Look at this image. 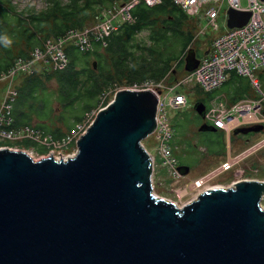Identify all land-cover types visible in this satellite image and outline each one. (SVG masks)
Here are the masks:
<instances>
[{"label": "water", "instance_id": "water-1", "mask_svg": "<svg viewBox=\"0 0 264 264\" xmlns=\"http://www.w3.org/2000/svg\"><path fill=\"white\" fill-rule=\"evenodd\" d=\"M227 13L229 28L251 15ZM198 62L192 49L186 70ZM158 101L153 90H120L67 158L0 148V264H264V179L213 187L183 206L155 193L143 140ZM195 109L204 118L205 102Z\"/></svg>", "mask_w": 264, "mask_h": 264}, {"label": "trees", "instance_id": "trees-1", "mask_svg": "<svg viewBox=\"0 0 264 264\" xmlns=\"http://www.w3.org/2000/svg\"><path fill=\"white\" fill-rule=\"evenodd\" d=\"M115 1L49 0L41 10H18L12 0H0V37L12 41L7 47L0 41V77L12 69L16 59L30 60L34 47L43 48L49 38L66 37L70 31L84 28L99 10ZM130 13L133 22L123 23L103 39L92 33L86 48L70 41L65 48L68 58L65 68L22 74L11 105L10 127L33 126L61 140L75 132L89 113L106 107L111 101L107 92H114L122 84L128 83L125 85L128 87L150 81L159 83L168 79L169 84L176 81L180 70L186 69L187 49L194 38L187 31L190 16L173 0L155 5L141 2ZM144 30L149 31L150 44L136 41V35ZM183 35H187L186 39L178 42ZM196 57L199 59L200 55ZM242 79L232 72L224 84L230 87L233 103L250 92V82ZM216 91L208 92L209 100ZM202 101L206 103L207 98ZM57 108L62 113L53 119ZM60 123L70 130L63 133L58 127Z\"/></svg>", "mask_w": 264, "mask_h": 264}, {"label": "rangeland", "instance_id": "rangeland-1", "mask_svg": "<svg viewBox=\"0 0 264 264\" xmlns=\"http://www.w3.org/2000/svg\"><path fill=\"white\" fill-rule=\"evenodd\" d=\"M47 1L49 3V0H12L13 4L18 8V10L28 8L41 10L47 6ZM241 3L244 7L248 6V0H241ZM123 6L124 0H116L112 6L99 10L98 14L92 20V22L84 26V28L75 32L70 31L68 33L69 35L66 37L49 38L44 42L43 48H41L40 46L34 47L35 49L31 50L32 58L30 60L21 58L16 59L14 66L13 64L10 66H13L12 69H10L7 73L3 74L0 77V122H2L1 113L5 110L7 98L10 96L13 90H16L18 84H21L22 78L24 76L22 74L28 73L32 70H36L40 73L43 69L51 68V71L57 69L56 63H54L50 59L52 56L51 51L54 50L55 46L58 47V49L65 50L69 43L73 41L78 42L77 40H80V37H83V45L84 48H86V46L90 43L89 39L92 33H95L96 37L103 39V37L106 35V31H108V34H110L112 30L118 29L123 23L133 22L132 19L127 18V14L123 11ZM228 7L229 6L227 2H225L223 4V7L219 9L220 14L217 22L220 26V29L217 31L214 30V28L209 24V22L203 15L190 16L189 27L187 28V31L191 32L194 38L187 51L189 50L190 52L193 49L194 51H196V54L198 56L200 55L201 57L204 54L205 49L208 50V47L211 44L213 38L218 34L228 30ZM124 14L126 15V18ZM149 35V31L144 30L136 35V41L140 42L141 44H150ZM186 36L187 35H183L178 42L185 40ZM39 50L45 51L41 52ZM43 52H45V54L41 57H38L43 54ZM11 70L19 71L16 74L12 75ZM184 71L185 70H180V72L178 73L179 75H177L178 79H181L183 77L185 73ZM242 80H245L246 83L248 81L246 77H244V79ZM164 81L166 84L170 85L168 81L171 80L167 79ZM173 83H175V81ZM122 85L124 87L119 86L114 92H107V94H109L111 97V101L120 90H133L134 88L132 87L141 86L138 84H133L126 87L125 85H128V83ZM227 87L228 85L223 86L219 91H216L214 95L225 92V89H227ZM180 91H183L187 96L188 104L182 108L167 107L166 110L169 120L168 124L174 131V139L177 146V151L175 152L179 156V165L190 166L192 168V171L187 174L184 179L172 178L168 171L160 164L157 142L153 137L148 136L143 140V144L148 148L150 153L154 155L156 163L159 162L160 164V166H157V164L155 166V193L161 197H166L168 199L174 200L179 206H183L185 203L196 198L199 190L203 189L204 187L210 186V183L203 184V186H197L196 189L189 190V192L184 195V188L189 187L190 182H192L195 178H199L204 174L216 170V168L223 161H228L231 157L238 156L242 153L243 150L250 147L251 145L255 146L257 143H260L261 146L250 151L244 159H242L236 165L234 164L235 166L233 167V169H231V171H227L226 174L221 176L220 181L224 183L223 186H230L232 185L231 181L238 178L246 179L250 177L251 179L258 178L263 180L264 130L261 132H253L251 134L249 133V135H246V133H243L241 131L233 130L232 145H230L231 139L228 138L227 134L223 135L220 130L213 131L209 129H201L202 126L209 127L211 124L207 120H204L199 116L198 112L195 109V105L198 101H202V98H207L206 103H208L209 94L203 93L197 87H181ZM158 93L160 92L158 91ZM255 95L256 93L251 86L249 96L255 97ZM103 108L104 107L100 108L98 112ZM61 113L62 112L57 108V112L53 115V119H55ZM91 114L92 113H89V115ZM95 118L90 119V124L93 123L92 121L95 120ZM87 120L88 118L85 119V122ZM0 125L2 126L3 124ZM58 127L61 128L63 133H66L70 130L62 123H60ZM75 130V132L68 134L74 138L71 143L62 144L58 143L59 140H55L56 145L54 144V142H52L51 145H53V147H49L48 145H42V143L38 141V139H36L38 142L29 139L31 142L28 143L25 142L26 139L20 137H9L10 139L0 137V148L6 146L12 149L26 150L33 156L35 160H39L42 157L49 155H53L55 158H65L67 156L76 154L78 151L77 141L80 139L81 135H76L78 130ZM46 134L50 135L49 133ZM157 172H159V176L157 175ZM236 172L238 173V175L236 174ZM204 179L206 178L204 177ZM261 204L264 207V197L261 201Z\"/></svg>", "mask_w": 264, "mask_h": 264}, {"label": "built area", "instance_id": "built-area-1", "mask_svg": "<svg viewBox=\"0 0 264 264\" xmlns=\"http://www.w3.org/2000/svg\"><path fill=\"white\" fill-rule=\"evenodd\" d=\"M163 0H124L123 11L127 14L128 19H132L131 9L141 2H146L149 5L161 3ZM177 5L189 15H203L215 31L220 29L217 22L219 17V9L227 2L228 9L234 8L242 11H250L251 15L246 24L229 28L217 36H215L208 47L207 53L199 58L197 67L185 73L181 79L170 85L165 81L154 83L152 81L141 86L132 87L133 90H153L158 95V104L156 111V126L149 135L157 142L158 156L160 164L165 168L170 176L179 179L180 170L179 163L174 156L172 139L174 131L168 124L167 107L182 108L188 104L187 96L181 87L199 88L203 92L208 93L219 88L229 78L231 72H235L241 76L247 77L253 87L255 97L246 96L244 99L228 104L220 99H212L206 104L204 120H207L212 126L218 130L232 132L240 127L252 126L255 124H264V1L263 0H248V6L244 7L241 0H173ZM126 10V12H125ZM125 18L126 15L124 14ZM134 21V20H133ZM108 31L105 32L108 35ZM78 44H83L84 38L80 37L77 40ZM45 51V50H39ZM51 61L56 63V68L63 69L68 64V58L65 50L58 49L55 46L51 51ZM37 54V53H36ZM45 54H41V57ZM55 54V55H54ZM19 70H11L12 75ZM31 72V71H29ZM160 91V93H158ZM17 94L13 90L7 98L5 110L1 113L0 137H20L40 141L42 145L53 147L52 142L55 140L51 135L34 128L33 126H25L21 129L11 128L13 117L11 115V105L14 96ZM98 111L87 115L88 120L85 123L79 124L76 135H82L90 124V119L97 116ZM89 116V117H88ZM94 122V120L92 121ZM76 137V136H75ZM74 138L71 135L59 140L58 143H71ZM37 141V142H38ZM56 145V144H55ZM261 144L256 147H260ZM147 151L150 153L148 148ZM252 151V149L250 150ZM242 156L230 158L222 165V169H229L230 165H234L241 159L245 158L249 152ZM154 161V170L156 159L150 153ZM73 156V155H70ZM68 157V156H67ZM65 157V158H67ZM63 158V157H61ZM159 164V165H160ZM249 179V178H246ZM241 180V179H240ZM238 181V180H237ZM236 181L233 182L235 184Z\"/></svg>", "mask_w": 264, "mask_h": 264}, {"label": "flooded vegetation", "instance_id": "flooded-vegetation-1", "mask_svg": "<svg viewBox=\"0 0 264 264\" xmlns=\"http://www.w3.org/2000/svg\"><path fill=\"white\" fill-rule=\"evenodd\" d=\"M225 162H227V161H225ZM234 166L235 165H232L231 164L230 167H229V169H226V170L220 168V166H219V168L216 169L215 171H211V172H209L207 174L202 175L199 178H195L192 182H190L189 187H185L184 188V190H185L184 195L187 194L189 192V190L196 189L197 186H203V184H206V183H210V186L204 187L203 189L199 190L198 195L196 197H198L201 193L207 191L208 189H211V188L217 187V186H223L224 183H222L220 181L221 176H223L224 174H226L227 171H231V169H233ZM179 170H180V165H179ZM185 170L186 169L180 170V177H179V179H182V178L184 179L187 176V174H189L192 171V168L190 167V169H189L188 172H186ZM236 174L238 175L237 172H236ZM204 177L206 179H204ZM236 180L231 181L232 184ZM153 182H154V175H153Z\"/></svg>", "mask_w": 264, "mask_h": 264}, {"label": "crops", "instance_id": "crops-1", "mask_svg": "<svg viewBox=\"0 0 264 264\" xmlns=\"http://www.w3.org/2000/svg\"><path fill=\"white\" fill-rule=\"evenodd\" d=\"M139 4V3H138ZM205 53H207V49H205V52H204V54ZM185 73H187V72H190V71H188V70H186L185 69V71H184ZM185 73H184V75H185ZM231 74H232V72L230 73V75H229V78H230V76H231ZM241 76V75H240ZM242 77H244V76H242ZM229 78H228V80H229ZM247 78V77H246ZM248 79V78H247ZM228 80L226 81V82H228ZM248 81L250 82V80L248 79ZM226 82H224L219 88H217L216 90L217 91H219L223 86H224V84L226 83ZM250 84V83H249ZM226 86V85H225ZM250 86H251V84H250ZM229 89H230V87L228 86L227 87V89H225V92H221V93H218L217 95H215V96H213V98H211L209 101H211L212 99H215V98H217V99H220V100H222V101H224V102H226V103H228V104H231V103H233L232 102V93L230 94L229 93ZM216 90H214V91H216ZM213 91V92H214ZM203 92V91H202ZM249 93V92H248ZM248 93H245L244 94V97L243 98H241L240 100H242V99H244L246 96H248L249 94ZM240 100H238V101H240ZM238 101H236V102H238ZM205 104H207V103H205ZM200 116V115H199ZM201 117V116H200ZM202 118V117H201ZM202 119H204V118H202ZM212 126V125H211ZM217 131V130H216ZM221 131V133L223 134V135H225V134H227L228 135V138L229 139H231V142H230V145H232V132H227V131H225V130H220ZM236 131V130H235ZM251 133H253V132H250V134ZM246 135H249V133H247ZM172 146H173V149H174V156L176 157V159L178 160V163H180V161H179V156L177 155V153L175 152V151H177V146H176V142H175V139H174V137H173V139H172ZM254 147V145H251L250 147H248V148H246L245 150H243L242 151V153L241 154H239L238 156H242L244 153H246V152H248V151H250L252 148ZM176 153V154H175ZM238 156H236V157H238ZM236 157H231V158H236ZM244 159V158H243ZM242 160V159H241ZM240 160V161H241ZM239 161V162H240ZM239 162H237V163H239ZM225 163V161H223L219 166H220V168H222V165ZM159 164H157V166H158ZM236 165V164H235ZM160 166V165H159ZM219 166L216 168V169H218L219 168ZM159 169V168H158ZM213 171H215V170H213ZM155 172H156V170H154V174L153 175H155ZM157 175L159 176V172H157ZM240 179H242V178H239V179H237V180H240ZM249 179H251L250 177H249ZM236 180V181H237Z\"/></svg>", "mask_w": 264, "mask_h": 264}, {"label": "clouds", "instance_id": "clouds-1", "mask_svg": "<svg viewBox=\"0 0 264 264\" xmlns=\"http://www.w3.org/2000/svg\"><path fill=\"white\" fill-rule=\"evenodd\" d=\"M0 41H3V43L5 44L6 47L10 46L12 43V41L9 38H7L6 36L0 37Z\"/></svg>", "mask_w": 264, "mask_h": 264}, {"label": "bare ground", "instance_id": "bare-ground-1", "mask_svg": "<svg viewBox=\"0 0 264 264\" xmlns=\"http://www.w3.org/2000/svg\"><path fill=\"white\" fill-rule=\"evenodd\" d=\"M140 91H143V90H140ZM200 183V182H199Z\"/></svg>", "mask_w": 264, "mask_h": 264}]
</instances>
